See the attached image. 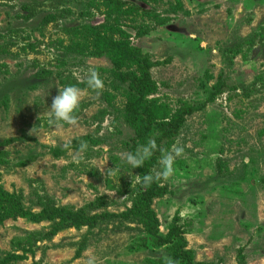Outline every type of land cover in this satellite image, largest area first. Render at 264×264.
<instances>
[{
    "label": "rangeland",
    "instance_id": "rangeland-1",
    "mask_svg": "<svg viewBox=\"0 0 264 264\" xmlns=\"http://www.w3.org/2000/svg\"><path fill=\"white\" fill-rule=\"evenodd\" d=\"M90 16L154 63L159 90L148 99H160L166 121L185 118L172 143L184 155L170 180L153 185L150 203L137 199L138 170L122 159L149 127L123 114L133 85L115 80L110 57L61 62L72 43L92 51ZM90 70L104 87L82 88L78 124H50L59 89L86 82ZM152 132L148 140L172 147ZM115 166L124 171L108 174ZM0 191L15 198L0 209V264H166L174 257L162 239L178 215L196 262L264 264V0H0ZM46 198L99 218L85 227L64 222L47 239L53 221L30 216ZM14 253L21 258L6 262Z\"/></svg>",
    "mask_w": 264,
    "mask_h": 264
},
{
    "label": "trees",
    "instance_id": "trees-1",
    "mask_svg": "<svg viewBox=\"0 0 264 264\" xmlns=\"http://www.w3.org/2000/svg\"><path fill=\"white\" fill-rule=\"evenodd\" d=\"M121 0H105V2H108L109 5H115L117 2H120ZM88 17V15H85ZM96 17H91L89 19V23L85 24V29L87 32L84 34V36H92L94 37L93 45H92V51H89L80 45L73 44L70 47H63V57H62V63L63 66L66 65V61L64 59L67 58V56H70L74 61L77 62H83L85 60H88L90 58H97V57H110L112 59L113 65L116 68V79L119 78V76L122 78L121 82L124 83V81H129L130 84L133 85V89L135 91V94L130 93L128 97V103L125 107V111L123 114H125L126 118H129L128 122H133V118L139 119L140 117H145V120L149 124L143 128L137 137V140H144L142 144H145L148 141V138L152 136V131H159L161 133L160 139H166L169 141V144L167 145V148L172 146L173 140L178 137L180 134L183 125L185 124V118L180 115V113H177L172 119H170L169 122H167L168 116L164 117L165 111L159 107L160 99H148L150 96L155 95L159 87L157 86V82L154 79V76L151 73V69L155 66L154 63L149 59V57L144 56L139 49H136L130 45V43L126 40H115L109 37L107 32L104 30L106 29V25L98 26H92L90 23L93 22V19ZM91 21V22H90ZM83 29V30H85ZM81 29V31L83 32ZM82 32H80L79 28L76 31V36L83 37ZM115 32H120L115 31ZM89 33V34H88ZM67 34L69 36H72L74 33L67 30ZM90 35V36H89ZM123 37V36H122ZM90 43V42H89ZM28 47L33 50V52H36V49L32 45H25V47L22 48L23 52L28 53ZM61 47V46H60ZM8 51V50H7ZM9 53V52H8ZM137 66V70L132 71L131 73L124 74L121 72V69L124 67L130 69ZM107 71V70H106ZM52 73V71H49ZM119 76H118V75ZM61 76H63V72H61ZM66 78V77H64ZM69 79V78H66ZM70 80V79H69ZM65 84V83H64ZM70 85H76L80 88H84L87 84L86 82H78L77 79H73L70 82ZM221 93V91L219 92ZM218 93V94H219ZM216 99V95L212 94L210 97V100L214 102ZM107 102L111 105V100L107 97ZM180 112V111H179ZM159 117V121H156L154 119ZM151 125V126H150ZM153 125L155 127H153ZM143 132V133H142ZM146 132V134H144ZM154 134V133H153ZM161 140L156 141L157 145L161 147ZM136 142L133 141V143ZM140 144V145H142ZM135 145L133 147L132 151H135V149L140 146ZM159 151L155 153L153 158L146 162L143 168H138L139 175H145L150 174L151 170L155 168L158 165V159H159ZM112 160L114 162H118V160L113 157ZM155 184V183H154ZM153 184V185H154ZM151 186V189H149L145 193L140 192V188H143L140 185V188H137L138 191H136L137 199L140 201L145 200V202H151L152 197L155 196L156 193L159 192L158 188L156 186ZM15 198L9 195H5L2 191H0V209L3 207L6 209V207H11L12 204H14ZM46 198V202H47ZM43 208L41 213L39 215H30L33 218H38L39 220H48L53 221L52 223V229L51 232L48 234H45V238L49 239L53 237V235L58 234L61 230H63L66 226L64 222H73L74 225H78L81 227L85 226H93L98 220V216L89 217L86 214L85 210H73V209H65L58 207L53 201L44 202ZM114 217L111 215L106 214L105 217ZM179 215L174 218L173 226L168 234V237L170 239H162L164 240V244L167 246H170V249L172 251V256L174 259H176L180 264H204V263H198L195 261L194 252L191 250L186 249V240L184 237V233L182 231V228L179 226ZM36 238H39V235H35ZM27 239H34L33 237L27 238ZM37 240V239H34ZM22 243V241H21ZM19 243V244H21ZM29 244V243H27ZM22 251H24L26 254H28L26 251V247L23 245L20 246ZM24 254V256H26ZM21 258V256L14 254H9L8 257H6L5 261L10 262L14 261L16 259Z\"/></svg>",
    "mask_w": 264,
    "mask_h": 264
},
{
    "label": "clouds",
    "instance_id": "clouds-1",
    "mask_svg": "<svg viewBox=\"0 0 264 264\" xmlns=\"http://www.w3.org/2000/svg\"><path fill=\"white\" fill-rule=\"evenodd\" d=\"M87 90H91L99 94L104 87V83L100 75L95 70H90L87 80ZM86 89H82L76 85H68L59 89V94L52 99L49 109V123L56 127H63L65 124L76 126L78 124L77 112L80 109L82 98ZM71 142L65 143L64 147L69 148ZM87 149L86 143H81L80 152ZM159 151L158 170L150 174L137 175L138 183L144 188H150L154 183L166 182L175 175V164L178 158L184 155V147L173 144L170 149H166L157 145L155 139H149L145 144L138 146L135 151L124 153L122 159L124 163L132 170L143 168L146 162L150 161L155 153ZM124 169H110L108 174L123 172ZM166 264H178L172 257H166ZM92 264V261H89Z\"/></svg>",
    "mask_w": 264,
    "mask_h": 264
}]
</instances>
